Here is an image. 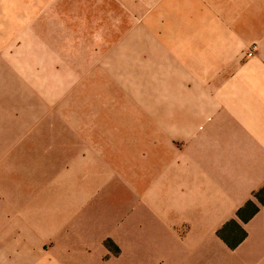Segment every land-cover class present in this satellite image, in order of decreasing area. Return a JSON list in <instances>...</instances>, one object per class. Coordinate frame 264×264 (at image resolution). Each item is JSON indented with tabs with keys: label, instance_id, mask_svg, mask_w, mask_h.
<instances>
[{
	"label": "rangeland",
	"instance_id": "obj_1",
	"mask_svg": "<svg viewBox=\"0 0 264 264\" xmlns=\"http://www.w3.org/2000/svg\"><path fill=\"white\" fill-rule=\"evenodd\" d=\"M216 1L241 26L264 15V0ZM127 2L32 0L31 47L15 49L20 64H0V104H8L0 115L33 125L6 130L16 135L6 152L19 162L1 184L30 187L42 258L58 264H194L210 252L218 259L208 264H236L240 252L222 249L209 226L180 222L162 195H150L145 146L166 136L167 118L181 119L204 83L183 42L175 40L170 62L149 18Z\"/></svg>",
	"mask_w": 264,
	"mask_h": 264
},
{
	"label": "crops",
	"instance_id": "obj_2",
	"mask_svg": "<svg viewBox=\"0 0 264 264\" xmlns=\"http://www.w3.org/2000/svg\"><path fill=\"white\" fill-rule=\"evenodd\" d=\"M127 1L131 6L132 0ZM223 4L216 0H134L136 14L149 18L155 47L166 50V58L176 63L171 51L175 40L182 41L189 56L186 64L198 66L199 80L204 83L190 92L198 99L189 100L181 119L167 118L166 136L157 132L151 137L156 142L145 146L154 162L149 191L153 199L162 195L180 222L209 226L222 249L239 251L236 264H264L263 207L247 223H240L246 238L236 249H229L217 237L264 187V15L248 22L246 17L242 21L246 26H241L236 17L220 12ZM31 8L32 0H0V64H20L16 60L20 52L15 49L31 47ZM6 105L3 102L0 107ZM0 119L1 175L16 170L19 162L13 148L6 152L16 136L6 130L16 124L27 128L33 124L8 116ZM152 125L158 128L157 121ZM143 170V165L137 170L140 178ZM1 183L0 264H56L42 258V227L32 228L30 187L24 182L7 187ZM33 184L41 187L39 174ZM143 186L142 181L139 190ZM215 256L207 253L194 264L216 262Z\"/></svg>",
	"mask_w": 264,
	"mask_h": 264
},
{
	"label": "trees",
	"instance_id": "obj_3",
	"mask_svg": "<svg viewBox=\"0 0 264 264\" xmlns=\"http://www.w3.org/2000/svg\"><path fill=\"white\" fill-rule=\"evenodd\" d=\"M252 200L248 201L236 213V219L228 222L218 232L217 237L222 240L229 249H236L246 238V233L240 223H247L258 211L259 206L264 208V187L253 194Z\"/></svg>",
	"mask_w": 264,
	"mask_h": 264
}]
</instances>
